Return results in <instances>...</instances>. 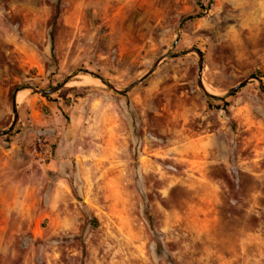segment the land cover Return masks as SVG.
<instances>
[{
    "label": "rangeland",
    "instance_id": "374dc122",
    "mask_svg": "<svg viewBox=\"0 0 264 264\" xmlns=\"http://www.w3.org/2000/svg\"><path fill=\"white\" fill-rule=\"evenodd\" d=\"M253 77L264 0H0V264H264Z\"/></svg>",
    "mask_w": 264,
    "mask_h": 264
},
{
    "label": "water",
    "instance_id": "95a60500",
    "mask_svg": "<svg viewBox=\"0 0 264 264\" xmlns=\"http://www.w3.org/2000/svg\"><path fill=\"white\" fill-rule=\"evenodd\" d=\"M192 52L196 53V55L198 57V85H199V88L203 91V93L209 99H219L216 96H213V95L208 94L204 90V88L202 87V83H201L202 56H201L200 52L198 50H196V49H193ZM182 53L183 52H180V53H168V54H166L164 57H162L158 61H156L151 66V68L143 76H141L140 78H138L137 80H135L133 83H131L129 86H127L126 88H124L122 90H117L114 86H112L109 83H106L104 80H100V82L102 84H104L106 87H108L109 89L113 90L114 92H116L118 94L127 93L130 90H132L134 87H136L137 85H139L142 81H144L149 75H151L155 71V69L157 68V66L159 65V63L162 60L174 58L177 55L182 54ZM68 79L69 78H67V80ZM252 79H255L258 82V84H259V86H260V88H261V90H262V92L264 94V89L262 87L261 81L258 80L255 77H253ZM65 82H63L62 84H57L55 87H53L50 90H41V89L33 88V87H26V89L31 90L33 93H38V94H41L43 96H48V95H51V94L55 93L56 91H58L65 84ZM246 82H247V80H245V81L241 82L240 84L236 85L235 87L231 88L230 90H228V92L223 97L225 98V97L230 96L232 93L236 92V90L239 89ZM16 95H17V92L14 94V96L12 98V110H13V118H12V121H11L10 125L6 129L0 130V137L7 136L13 130L14 126L16 125V122H17V119H18L17 106H16Z\"/></svg>",
    "mask_w": 264,
    "mask_h": 264
},
{
    "label": "trees",
    "instance_id": "16d2710c",
    "mask_svg": "<svg viewBox=\"0 0 264 264\" xmlns=\"http://www.w3.org/2000/svg\"><path fill=\"white\" fill-rule=\"evenodd\" d=\"M86 75H88V76H92V74H90V73H87V72H84ZM95 78H98V79H101V80H103L102 78H100V77H98V76H94ZM255 77H257L258 79H260L261 78V76L259 75V74H255ZM45 98H48L49 97V95L48 96H44ZM208 102L209 103H211L212 101L211 100H208ZM228 106V104H226V103H223V105L222 106H218V105H216L215 106V108L216 109H220V107H224V108H222V109H226V107ZM226 111V110H225ZM10 135V133L7 135V136H9ZM7 136H5V138L7 137Z\"/></svg>",
    "mask_w": 264,
    "mask_h": 264
},
{
    "label": "bare ground",
    "instance_id": "6f19581e",
    "mask_svg": "<svg viewBox=\"0 0 264 264\" xmlns=\"http://www.w3.org/2000/svg\"><path fill=\"white\" fill-rule=\"evenodd\" d=\"M23 91H28V90H23ZM19 92H21V91H19ZM19 92H18V93H19ZM18 93H17V95H18ZM17 95H16V99H17ZM16 103H17V102H16Z\"/></svg>",
    "mask_w": 264,
    "mask_h": 264
}]
</instances>
